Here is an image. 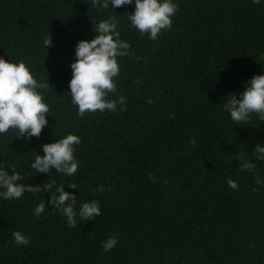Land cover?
Here are the masks:
<instances>
[{"label":"trees","instance_id":"1","mask_svg":"<svg viewBox=\"0 0 264 264\" xmlns=\"http://www.w3.org/2000/svg\"><path fill=\"white\" fill-rule=\"evenodd\" d=\"M178 5L173 28L150 40L129 27L123 14L131 6L115 12L91 0H0V55L24 59L37 79L48 81L50 105L39 137L17 138L14 129L0 135V164L14 166L22 183L43 185L48 176L30 167L35 152L74 132L82 138L77 173L48 175L75 181L77 189L64 190L77 195V207L95 199L102 210L70 228L50 203L33 216V205L50 200L49 191L0 199V264H264V187L236 159L264 144V121L253 114L235 124L222 105L264 72V4ZM108 15L120 20L134 53L119 58L111 97L125 95L127 107L79 117L68 92L70 63L78 41L95 35L93 22ZM257 166L264 177V162ZM229 176L238 189L228 186ZM14 230L30 235V244L18 247ZM112 235L119 242L105 252L101 241Z\"/></svg>","mask_w":264,"mask_h":264},{"label":"clouds","instance_id":"2","mask_svg":"<svg viewBox=\"0 0 264 264\" xmlns=\"http://www.w3.org/2000/svg\"><path fill=\"white\" fill-rule=\"evenodd\" d=\"M253 4H264V0H252ZM91 6L102 9L131 6V11H126L129 27L156 40L158 34L170 31L174 24L173 18L179 10L178 0H91ZM116 12V11H115ZM95 35L91 39H81L75 48V59L70 63L71 78L68 91L71 103L76 107V114L84 117L87 113H101L124 111L127 107V97L117 93V79L121 72L119 58L132 56L131 43L121 37L119 30L120 20L114 15L93 22ZM52 43L51 34L43 38V46L47 48ZM8 56V55H7ZM49 86L48 81L36 78L30 65L24 60H15L8 56L0 55V135L17 131V138L28 141L32 137H39L42 129L48 125L47 116L50 115V105L45 100L44 90ZM147 102L151 104L152 98ZM119 105V109L118 106ZM223 111L228 114L235 124H247L255 114L256 118L264 121V72L254 74L244 84L243 91L227 94ZM82 143V138L69 132L59 139L42 145V154L35 152L30 167L35 173H44L48 180L43 184L22 183L24 177L14 166L5 168L0 164V199L17 200L26 192H50V200L41 199L32 208L34 217L39 218L45 212L47 204L53 210L59 211L62 218L66 219L70 228H76L79 220H94L102 214L99 200H84L77 207V195L64 190L65 185L77 189L74 180L57 183L56 172L66 177H74L80 166V160L75 154L76 146ZM236 159L240 161L241 171H247L254 177L255 184L264 187V177L258 169L257 162H264V144L256 143L252 155L238 153ZM7 169H11V173ZM54 169V171H53ZM150 180L158 181V177L149 174ZM227 184L232 189H238L237 180L227 177ZM259 191V188H254ZM12 237L15 244L27 246L31 236L20 230H14ZM119 242L118 235L109 236L101 241L103 251L108 252L115 248Z\"/></svg>","mask_w":264,"mask_h":264}]
</instances>
